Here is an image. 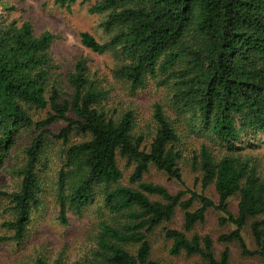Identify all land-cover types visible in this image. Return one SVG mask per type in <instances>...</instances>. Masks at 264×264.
I'll return each instance as SVG.
<instances>
[{
  "label": "trees",
  "instance_id": "trees-1",
  "mask_svg": "<svg viewBox=\"0 0 264 264\" xmlns=\"http://www.w3.org/2000/svg\"><path fill=\"white\" fill-rule=\"evenodd\" d=\"M80 1L104 16L100 26L109 35L101 42L81 32V44L113 52L112 72L130 90L153 80L165 100L153 103L145 122L132 108L107 106L83 57L64 84L50 53L53 34L0 20V169L18 135L27 136L11 169L15 186L0 188L9 213L1 226L10 233L0 243L25 238L51 190L61 224L69 211L91 203L104 211L93 247L70 264H161L151 240L160 227L170 255L230 264L229 246L216 257L214 240L193 233L211 208L221 224L234 226L218 242L264 259V162L257 150L264 136V0ZM52 146L57 153H49ZM180 163L198 173L201 192L185 185ZM151 166L181 188L172 192L146 179ZM211 186L217 201L203 193ZM177 211L182 229L164 226ZM246 226L254 249L243 236ZM32 261L63 264L43 254Z\"/></svg>",
  "mask_w": 264,
  "mask_h": 264
},
{
  "label": "rangeland",
  "instance_id": "rangeland-1",
  "mask_svg": "<svg viewBox=\"0 0 264 264\" xmlns=\"http://www.w3.org/2000/svg\"><path fill=\"white\" fill-rule=\"evenodd\" d=\"M88 8L89 3L80 0L69 6H63L56 0H0V20L4 23L13 21L18 25L27 21L32 25L35 34L45 30L50 31L54 36L50 53L58 65L55 72L59 81L65 84L66 77L73 70L75 61L83 57L87 61L89 76L98 81L106 94L103 103L125 109L132 108L137 114V119L145 122L144 120L150 116L153 103L165 100L166 91L163 87H158L153 80L148 81L141 89L130 90L128 83L116 77L112 72L118 64L113 52L99 54L81 44V32H88L101 42L109 38L100 26L104 16L90 13ZM18 136L16 146L4 158V167L0 169V188L2 189L11 190L17 180L12 176L11 169L20 160V148L27 137L23 132ZM260 139H263L262 147H257V150L260 151L264 162V136ZM198 140L209 141L200 137ZM188 144L191 146L193 141H189ZM57 149L59 150L58 146H52L49 153L55 154ZM180 165L185 185L201 192V185L196 181L198 173L191 171L186 164L180 163ZM146 179L162 184L172 192L181 188L179 182L169 179L165 173L153 166L147 173ZM49 192L50 195L45 196L46 201L39 211L32 214L25 238L20 243L13 241L0 243V264H32L35 256L40 254H43L49 262L61 257L63 264H70L86 255L93 247L98 222L104 215V211L98 208L99 204L91 203L81 212L69 211L68 223L61 224L57 219V202L51 190ZM203 193L217 201V195L212 186L203 190ZM237 201V197L230 199L232 212H236ZM7 206V200L0 197V235L10 234L1 226V222L9 217V213L5 211ZM220 216L221 213L218 210L209 209L205 220L195 226L193 233H198L200 236L208 235L214 240L216 257L225 246H229L230 264H264V259L258 256L242 255L239 247L234 243L223 244L217 241L220 234L227 233L234 228L229 223L221 224ZM182 217V212L177 211L172 222L164 226L182 229ZM163 228H158L151 235L153 255L161 264H204L197 256L170 255L168 242L163 237ZM242 233L249 247L254 249V242L247 226Z\"/></svg>",
  "mask_w": 264,
  "mask_h": 264
}]
</instances>
